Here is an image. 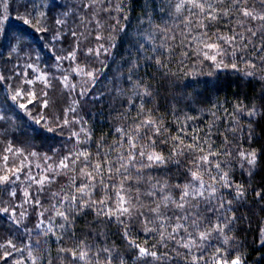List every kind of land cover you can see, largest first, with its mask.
I'll use <instances>...</instances> for the list:
<instances>
[{
  "label": "trees",
  "instance_id": "16d2710c",
  "mask_svg": "<svg viewBox=\"0 0 264 264\" xmlns=\"http://www.w3.org/2000/svg\"><path fill=\"white\" fill-rule=\"evenodd\" d=\"M91 2L0 0V19L3 20L0 25V75L6 78L0 82V114L6 117L0 120V175L5 174L6 169L19 168L21 162L25 165L16 173L19 179L13 176V183L0 185V208H15L14 216L0 212V245H3L0 247V264H32L33 258L36 264H84L83 261L74 262L67 251L79 252L81 241L87 246L90 264H96L97 260L105 264L106 253L101 251L104 248L112 250V264H120V259L123 264H189L191 256L186 258L185 249L179 248L180 255H177V246L172 241L161 244L159 232L146 233L141 217L130 221L128 238L123 236V229L118 230L114 223H96L95 215L91 212L76 216L72 226L65 232L58 227L63 221L52 211V205L56 203L52 193L60 192L68 183V178L57 177L55 183L45 186L43 191H39V186L29 179V175L39 179L43 174L45 155L51 157L47 164L53 165L70 152L82 150H87L95 159L98 145L103 149L102 154L107 153L110 146L120 139L117 128L131 131L137 120L145 118L154 119L162 124L163 129H167L157 138L155 148L165 156L173 149V142L168 137L180 134L183 128L188 134L185 137V143H188L198 130L199 138L208 142L204 145L203 154H207L210 145L217 153L211 159L218 161L221 169L229 173V179L234 184L242 185L245 190L244 197L236 200L233 189L215 185L218 191L217 199L212 201L213 206H218L221 197L225 201H232L231 207L235 211L227 215H235L236 220L229 226L231 231L225 229V234L231 237L227 244L222 243L223 237L217 238L216 233L212 234L210 241L204 242V260L200 264H213L212 257L218 247L229 259L238 254L242 255L245 264H264V237L261 235L264 228V53L253 51V45L259 48L264 44L259 33L245 52L238 53L233 61L238 65V71L232 70L230 66L217 70L207 61L200 62V58L190 51L191 46H188L189 55L182 54L185 49L181 41L184 40L186 29L181 17L190 13L187 9L180 15L176 13L175 5L179 0H100L94 6L87 7ZM249 4L260 9L259 0H249ZM42 12L45 14L43 23L48 28L47 33H36L23 24L21 17L34 13L36 18H40ZM57 19L64 23L57 25ZM97 20L100 26H97ZM259 24V21L255 22L256 27ZM229 28H236V21L231 16L212 25L208 31L209 35L213 32L230 35ZM24 30L30 33L25 41L31 47L11 52L10 45L14 46L15 41L10 38ZM57 30L61 33V39L52 40ZM5 32L8 40L4 39ZM72 32H76L79 38L76 60L57 61V56L66 57L76 48L77 38L72 36ZM98 34L103 39L97 40ZM173 36L175 39H170ZM113 43L115 47L102 52L99 57L86 54L89 48L96 49L101 44L107 48ZM162 43L171 47L173 53L161 55L165 66L158 67L154 59L146 57L156 56ZM154 47L157 48L156 53L152 50ZM242 56L253 61L256 67L250 68ZM230 61L232 58L227 56L225 62ZM28 64H32L38 72L28 68ZM77 65L85 71L97 73L94 84L85 83L88 80L86 76L71 72ZM246 71H253L255 75L247 77L244 75ZM40 73L48 74L50 87L45 88L41 81L33 85L24 83L25 79H35ZM65 74L69 75L71 83L76 84L75 91L65 89L61 83L59 78ZM135 84H139L140 88L136 89ZM18 87L31 88L38 96L42 90L47 91L50 101L48 108H41L39 104L29 107L33 117L43 112L49 125L55 128L54 132H47L35 125L28 116L12 106L10 95ZM145 87L151 96L141 98L134 94L137 91L142 93ZM84 88L88 89L87 95L80 96ZM73 101H78V104L75 112L67 114L69 126L56 127V118L59 117L62 122L65 109L73 106ZM141 104L144 113L138 115ZM237 105H241L245 113L255 106L259 114L250 119L246 114L236 113ZM213 112L216 113L215 117ZM188 117L193 119L189 120ZM74 120L80 122L71 123ZM213 121L215 124L211 128V135H206ZM81 128L90 133V139L81 133L80 139H87V143L77 144L72 133L80 132ZM140 143H146V140ZM9 144L13 147L12 152L5 151ZM15 149H22L23 155L14 154ZM242 150H255L258 154V163L251 175L246 165L241 167L243 161L238 153ZM32 152L38 155L30 156ZM5 155L8 156L7 162L3 159ZM116 157L117 153L112 152L110 158L116 160ZM179 159L184 163L179 171L175 165L169 164L167 176L163 169L153 174L161 182L167 180L169 185L183 183L185 170L192 166L193 156L189 154ZM79 167L78 164L77 169ZM216 174L213 169L212 175ZM115 179L119 180V177ZM204 179L211 182L207 174ZM150 190L148 183L141 185L142 193ZM13 191L15 195H12ZM25 191L33 197V203H25ZM168 191L173 196L178 195L174 187ZM258 192L260 196H257ZM37 197L39 206L34 203ZM207 206L205 202L199 207L203 218L200 230L211 228L220 217V213L213 215L205 211ZM138 207L150 217L147 209L155 207V203L151 197L141 195ZM191 211L195 213L197 209ZM21 213L25 214L21 216ZM49 218L55 228V235L44 234ZM209 218L211 223L208 222ZM154 226L148 225L150 228ZM58 236H63V239L57 240ZM129 240L156 251L163 258L139 257L138 250L129 247ZM9 241L15 247L8 246ZM61 248L66 251L61 252ZM201 251L193 249L196 255Z\"/></svg>",
  "mask_w": 264,
  "mask_h": 264
},
{
  "label": "snow or ice",
  "instance_id": "6c2138e0",
  "mask_svg": "<svg viewBox=\"0 0 264 264\" xmlns=\"http://www.w3.org/2000/svg\"><path fill=\"white\" fill-rule=\"evenodd\" d=\"M100 0H92L87 7H92L94 4L99 3ZM260 9L257 10L254 6L249 4V0H179L175 5V11L180 15L185 9L190 13L188 16L181 17V23L184 25L186 32L184 34V40L181 41V45L184 46L183 55H189L190 51L195 54L197 58H200V62L207 61L210 66L215 67L217 70L227 69L229 66L234 71H238V65L235 61L237 54L245 52L248 45L252 43L253 38H256L259 33V38L264 41V0H259ZM224 7L221 8L220 6ZM66 15V14H65ZM231 16L236 21V28H229L230 35L222 34L220 32H213L209 35V29L214 24H219L221 20ZM7 19V17H4ZM45 14L40 13V18H36L35 14H29L28 16L21 17V20L28 29H32L36 33H47L48 28L43 23ZM259 21L258 27L255 26V22ZM57 25H62L63 20L57 19L55 21ZM91 23V21H89ZM3 24V20L0 19V25ZM97 26H100V22L96 21ZM240 29V30H237ZM2 31V28H0ZM193 32L196 34L193 35ZM30 33L26 30L21 31L17 36H13L10 39L15 41V45L11 47V52L22 51L25 47H31L26 43L25 38ZM82 35V34H81ZM72 36L77 38L76 48H74L66 57H56L57 61L61 60H76V53L79 50V38L76 32H72ZM190 37V39H189ZM4 39L8 40V34L4 33ZM52 40H60L61 33L57 30L56 34L51 37ZM97 40L103 39L101 35L96 36ZM175 39V37H170ZM186 42V43H185ZM115 44L105 47L101 44L98 48L87 49V55L95 54L97 57L102 52H108L110 48H114ZM154 53L157 52V48L152 49ZM159 53L154 57H146V59H154L158 67H164L160 59L161 55L167 56L173 53V49L166 43L159 45ZM253 51L257 53H264V44L259 48L253 45ZM230 56L232 61L225 62V58ZM245 59L244 56L241 57ZM250 68H255L256 65L251 60H246ZM264 63V60H262ZM28 68L33 69L34 72H38L32 64L27 65ZM71 72L76 75H83L88 78L85 83H95L97 73L92 71H85L79 65L71 69ZM27 76V73L24 74ZM247 77H253L255 73L253 71H246L244 73ZM6 78L0 75V82H3ZM65 89H71L75 91L76 84L71 83L69 75L65 74L62 78H59ZM36 81L44 83L45 88L51 86L49 76L47 73H40L35 76V79H25L24 83L33 85ZM207 83V81H205ZM136 89L140 88L139 84H135ZM88 89L84 88L80 91V96L87 95ZM136 96L141 98L151 96V92L147 87L143 92H135ZM47 91L42 90L38 96L36 92L29 88L18 87L12 90L10 100L12 106L15 109L23 112L28 116L35 125H39L41 128L46 129L47 132H54L55 128L49 125L47 118L43 112L38 117L32 116V109L30 105L39 104L41 108H48L49 99H47ZM78 101H73V106L65 109V116L63 121L60 118H56V127H67L70 124L68 120V113L76 111V105ZM144 113L143 104L140 107V113ZM236 113L246 114L250 119L255 118L259 113L258 109L253 106L250 109H245L241 105L236 106ZM212 115L215 117L216 113ZM5 115L0 114V120L5 119ZM191 120L193 117H188ZM79 120L71 121V123H79ZM234 123H238L234 121ZM209 125V132L206 135H211V128L214 126ZM167 129L162 128V124L151 118H145L137 120L131 131L124 128H117L116 132L120 133V139L110 146L107 153H103V149L98 145V151L95 159L87 150L70 152L68 155L63 156L58 162L53 164H47L51 157L45 155V168L43 174L37 179L35 176L29 175V179L39 186V191H43L44 187L55 183L56 178L59 176H65L68 178V183L61 189L60 192L52 193L56 203L52 205V211L56 217H59L63 223L58 227L64 229L65 232L72 226L74 219L79 215H87L89 212L94 213L96 223H104L107 225L116 224L119 229H123V236L128 238L130 235L129 223L137 217L143 218L144 231L159 232L160 243L164 244L165 241H172L177 246V255H180L178 249L183 248L186 250L185 256H191L189 264H200V261L204 260L205 248L204 242L210 241L212 234L216 233L217 238L223 237L222 243L227 244L231 237L225 234V229L228 228L236 220L235 215H227V213H234L235 209L231 207L232 201H225L222 197L218 206H213L212 201L217 199L218 189L215 187L219 184L222 188H231L235 192V199L240 200L245 195V190L242 185L234 184L229 179V173L221 169V165L218 161L214 162L211 157L217 155L211 146H208L207 154L205 152L204 145L207 144V140H201L197 134L191 137L190 142L185 143V137L188 135L183 128L180 129V134L170 136L173 142V149L167 156L163 152H157L155 150L157 144V138L160 137ZM81 133H85L87 139H90V133L84 128H81L80 132H73L72 137L75 138L76 143H87V139L81 140ZM146 140V143H140V141ZM166 142V141H162ZM6 152H12L13 147L9 144ZM112 152L117 153L116 160H112L110 155ZM201 153L196 156L195 153ZM17 155H23L22 149H15ZM192 154L191 167L186 168L184 173V182L176 183L175 185H169L167 180L161 182V180L153 173L163 169L164 175L167 176L170 172L168 168L169 164L175 165L177 171L184 167V163L179 159L182 156H188ZM231 155V153H225ZM30 156H37L35 152L29 153ZM240 159L243 161L241 167L245 165L248 168L249 175L255 170L258 163V154L255 150L251 151H239ZM7 162L8 156L3 157ZM27 159V157H25ZM80 165L77 169V165ZM25 165L21 162L19 168L5 170V174L0 175V185L13 183L12 177L16 179L19 177L16 175L23 169ZM37 167H40L37 165ZM213 169L216 170V175H212ZM152 170V171H149ZM9 171L11 175H9ZM208 175L210 183L205 181L204 176ZM119 177V180L115 178ZM79 181V182H78ZM155 181V182H153ZM148 183L150 191L141 192V185ZM170 187H174L178 190V195L173 196L168 191ZM67 189L66 191L64 189ZM15 195V192H12ZM99 195V199H97ZM141 195L151 197L155 203V207L148 208L147 211L151 214L150 217L145 215V212L140 210L141 205L138 207ZM261 193H257L260 196ZM25 203H33V197L29 192H24ZM195 201L196 203H193ZM207 202L205 211L211 212L213 215L220 213L218 222L212 224L211 228L200 230L203 218L200 216L199 207L201 203ZM34 203L36 206L40 205V201L35 198ZM197 209L195 213L191 209ZM0 212L15 215V208L9 209L7 207L0 208ZM25 213H21L23 216ZM43 216V212L40 213ZM190 221V223H189ZM208 222L211 223L210 218ZM43 221H41V224ZM149 224L156 225L154 227H148ZM40 227V224L37 225ZM191 229V230H190ZM52 233L55 235V228L52 225L51 218H49V225L46 228L45 235ZM261 235L264 236V230ZM63 239V236H58L57 240ZM264 242V241H262ZM129 247L136 248L139 253V257H152L153 259H161L162 255L154 250L142 247L136 244L134 240L128 241ZM8 246L15 247L11 241L8 242ZM81 250L79 252L75 250H67L74 262L83 261L84 264H90L87 246L84 241L80 242ZM209 246H211L209 244ZM3 247V245H0ZM202 249L199 255L193 253V249ZM19 250V249H17ZM61 252L66 251L61 248ZM101 251L106 253L105 264H112L113 256L112 250L104 248ZM31 257V251L29 252ZM117 259H120L117 257ZM213 264H245L242 255H234L229 259L223 254L221 248H217L215 254L212 257ZM20 264V262H17ZM32 264H36L35 259H32ZM51 264V262H49ZM96 264H100L97 260ZM120 264H123L120 259ZM207 264V262H205Z\"/></svg>",
  "mask_w": 264,
  "mask_h": 264
},
{
  "label": "rangeland",
  "instance_id": "374dc122",
  "mask_svg": "<svg viewBox=\"0 0 264 264\" xmlns=\"http://www.w3.org/2000/svg\"><path fill=\"white\" fill-rule=\"evenodd\" d=\"M263 230H264V228H263ZM264 237V236H263Z\"/></svg>",
  "mask_w": 264,
  "mask_h": 264
}]
</instances>
